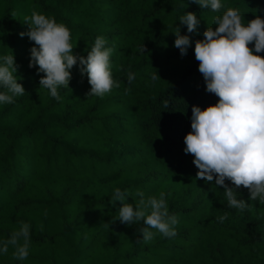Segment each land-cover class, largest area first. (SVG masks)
I'll return each mask as SVG.
<instances>
[{"label": "trees", "instance_id": "1", "mask_svg": "<svg viewBox=\"0 0 264 264\" xmlns=\"http://www.w3.org/2000/svg\"><path fill=\"white\" fill-rule=\"evenodd\" d=\"M33 10L66 24L74 55L86 57L104 36L120 86L88 97L77 63L69 87L58 88L61 99L51 97L39 84L43 73L29 68L34 42L19 35ZM187 12L200 21L194 33L180 24ZM218 13L193 0H0V55L13 53L25 88L0 104V241L19 221L31 226L28 258L13 259L9 246L0 264H264V205L241 187L237 197L249 207L230 208L222 187L196 179L194 157L183 151L192 106L219 99L206 91L194 54ZM175 26L193 42L185 56L174 46ZM116 188L132 204L138 192L146 199L163 191L177 234L151 229L144 243L142 221L117 219Z\"/></svg>", "mask_w": 264, "mask_h": 264}, {"label": "clouds", "instance_id": "2", "mask_svg": "<svg viewBox=\"0 0 264 264\" xmlns=\"http://www.w3.org/2000/svg\"><path fill=\"white\" fill-rule=\"evenodd\" d=\"M201 8L219 12L224 5L221 0H193ZM15 15V13H13ZM181 25L187 26L188 33L197 31L200 21L193 12L179 17ZM28 25L21 37L27 36L34 46L30 48L29 68L35 67L40 76L39 84L47 89L56 100L61 97L60 87H69L71 69L79 63L80 72L86 74L91 88L86 94L103 98L113 88L120 86L112 76V47H107L104 36H97L87 56L74 55L70 29L55 17L35 10L24 18ZM213 27H207L203 39L195 40L194 54L199 62L206 91L218 97L215 104L204 109L193 105L191 108V131L184 137L185 154H191L198 169L196 179L215 182L224 189L228 206L243 213L249 204L238 199V189L249 192V200L264 205V18L256 15L245 23L239 10L228 7L213 19ZM174 46L182 56L187 55L192 40L182 35L175 26ZM252 45V47H250ZM145 53L144 45L139 49ZM18 65L13 53L0 55V104H12L15 97L23 96L25 88L16 75ZM129 82L135 79L128 73ZM153 81L160 79L152 74ZM130 91V89L126 90ZM164 107L169 102H163ZM229 181L232 186H229ZM135 204L125 202L126 192L114 189L111 202H121L117 219L121 223L143 222L139 229L144 243L153 240L157 230L163 237L171 238L176 233L178 218L169 214L165 193L159 192L144 198L143 192ZM46 214V213H45ZM227 213L218 217L220 222ZM107 227L108 224H106ZM30 225L19 221V227L10 236L0 241V253L7 254L12 246L13 259L26 260L31 246Z\"/></svg>", "mask_w": 264, "mask_h": 264}, {"label": "rangeland", "instance_id": "3", "mask_svg": "<svg viewBox=\"0 0 264 264\" xmlns=\"http://www.w3.org/2000/svg\"><path fill=\"white\" fill-rule=\"evenodd\" d=\"M221 2L224 8L219 11L218 15H221L228 7H233L239 10L240 14L245 18V23L254 19L256 15L264 18V6H262L260 0H237L235 2L232 0H221ZM259 55L264 56V52L259 53Z\"/></svg>", "mask_w": 264, "mask_h": 264}]
</instances>
